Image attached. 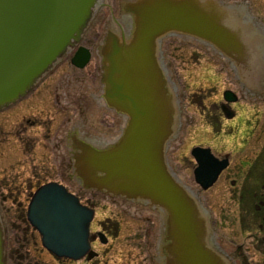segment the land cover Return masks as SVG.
<instances>
[{
    "label": "water",
    "instance_id": "water-1",
    "mask_svg": "<svg viewBox=\"0 0 264 264\" xmlns=\"http://www.w3.org/2000/svg\"><path fill=\"white\" fill-rule=\"evenodd\" d=\"M100 1L0 0V107L25 94L67 48L79 42ZM183 3L142 0L136 7L131 41L124 44L122 55L108 58L107 84L118 94L113 95V104L127 115L128 123L113 152L98 154L97 159L93 153L83 178L92 187L149 202L166 213V234L172 242L167 252L175 264H215L203 244L202 215L165 165L164 149L174 133L178 110L175 85L155 54L157 39L169 32L198 36L222 50L228 29L216 2L214 6L200 2L196 8ZM89 59V50L78 47L71 62L82 68ZM224 99L235 101L230 91ZM191 155L199 163L195 179L207 189L227 162L204 148H193ZM95 171L104 176L94 177ZM93 215L65 187L48 183L32 195L26 219L46 250L77 260L94 256L89 231ZM99 237L106 242L102 234ZM0 264H5L1 219Z\"/></svg>",
    "mask_w": 264,
    "mask_h": 264
},
{
    "label": "flooded vegetation",
    "instance_id": "flooded-vegetation-1",
    "mask_svg": "<svg viewBox=\"0 0 264 264\" xmlns=\"http://www.w3.org/2000/svg\"><path fill=\"white\" fill-rule=\"evenodd\" d=\"M141 1L121 0L117 7L114 5L109 7L112 25L110 29L98 30L92 35L90 47L95 45L97 61L88 74L81 77L69 75L64 72V66L68 65L72 70L77 71L84 70L89 66L91 48L81 45L80 42L90 29L95 16L82 34L79 43L67 48L63 55L35 81L25 94L15 102L0 107V210L3 211L5 223L14 224V221L8 217L13 208L21 211L22 213L18 215H21V219L28 223L26 212L31 197L41 186L48 183L62 185L77 196L81 204L94 212L89 226L90 248L94 256L89 258L86 254L77 260L59 258L41 245V252L45 251L56 264H88L94 260L97 261L102 256L94 250L95 244L106 246L109 237L111 235L116 237L120 231L119 223L112 219L100 221L98 229L94 228L98 222L97 220L95 223L96 208H105L106 206H115L120 212L137 216V219L142 222L149 221V225L145 226L142 231L145 247H147L144 252L145 256L141 257V260L136 264H175V261L171 259L172 254L167 252L169 245H172L170 239L167 238V230L166 233L162 232L161 228L160 232L159 229L155 230L158 225L154 221L155 217H152V212L157 211L158 215L156 216L162 220V212L158 207L149 202L114 195L106 190L92 187L83 178L86 164L89 159L93 158V153L97 159L98 154L113 152L119 145L128 123L127 115L113 104L114 91L107 84L108 73L111 70L108 58L122 55L125 49L124 44H129L131 41L137 25L135 9L141 5ZM208 1L213 6L216 2L223 9L219 11L222 13L221 17L226 18V25L230 24L228 21L230 14L244 11L232 3H227L226 0H185V3L189 2L191 3L189 5L198 7L200 2L207 3ZM245 1L249 3L247 7H252L254 0ZM116 14L117 17H115ZM193 14L195 15V11ZM248 28L252 30L251 27ZM252 33L253 37L257 38V44L253 48L258 54L255 58L248 59L249 66L246 62L245 48L239 47V54L234 56H229L223 51L218 54L222 61L223 55H225L232 62L239 63V67L243 63L246 66L244 70L239 69L238 91L229 87L223 89L219 101H214L206 106V110L210 109L211 112L205 123L211 128L218 129L215 130L218 134L223 131L228 136L238 133L240 135L241 180L238 185L236 182L231 185L238 191L237 204L242 216L241 222H245L248 228L256 227L257 234H259L264 232V55L262 57L260 53L262 48L264 54V31L261 30L258 33L252 30ZM172 41L179 45H191L197 48L208 46L211 50L217 47L192 34L166 33L157 39V53L155 54L157 62L162 68H165V65L168 64V57H171L169 49H171L170 42ZM80 46L90 51V59L82 68L71 62ZM222 48L232 50L235 46L234 43L227 41L226 47ZM227 90L232 92L235 101L230 102L224 99V92ZM205 148H209L218 160L227 162L226 167L218 174V179L222 172L231 167L232 156L215 152L211 146ZM194 163L196 165L193 170L195 180V171L199 168V163L195 160ZM93 176L103 177L104 174L95 171ZM196 184L203 191L212 187L203 189L199 182ZM7 202H10L11 205L7 206ZM199 206L203 207L201 203ZM140 208L146 210L149 216L140 214ZM203 209L210 221L207 210L204 207ZM228 224L235 226L236 223ZM161 225H163L162 222ZM33 232L39 236L41 244V236L34 229ZM100 234L106 239L105 243L101 242ZM215 237L216 234L212 232L208 238L211 240L209 248L212 249L214 245L216 253L220 254L226 263L237 264L233 262L229 254L223 253L222 246ZM255 239H257V243L260 242L261 247H264V235L260 238L257 235ZM25 241L28 242L27 239ZM32 241L35 243L34 239ZM241 249L242 247H236L232 250L240 259L239 264H246ZM39 253L28 250L23 253L16 251L10 255L11 259L9 258V260L11 264H54L42 260Z\"/></svg>",
    "mask_w": 264,
    "mask_h": 264
},
{
    "label": "rangeland",
    "instance_id": "rangeland-1",
    "mask_svg": "<svg viewBox=\"0 0 264 264\" xmlns=\"http://www.w3.org/2000/svg\"><path fill=\"white\" fill-rule=\"evenodd\" d=\"M120 1L103 0L101 2V5L96 8L95 18L91 23L90 29L80 42L81 45L91 48L92 35L98 30L104 31L111 28V11L109 7H112V5L117 7ZM226 2L244 10L229 15V26L225 23V26L228 27V37L224 40L226 44L227 41L234 44L237 42L234 45L235 48L240 46L238 45L242 43L240 40H244L243 32L248 27L258 33L261 30L264 31V0H254L250 8L247 7L249 3L245 0H226ZM115 17H117V14ZM237 25L239 26L238 28ZM237 32L242 34L241 36H236L239 39L235 40V37L231 35ZM170 45L169 53L171 57H168V64L165 63V68L177 88L176 94L179 108L177 106L178 116L176 117L174 133L167 141L164 149L166 168L173 173L171 176L175 183L184 189L187 198L194 202V205L202 215L205 225L203 244L215 264L228 263L220 254L216 253L214 245L212 249L209 248L211 240H208V238L212 232L216 234L215 238L220 242L223 253L229 254L233 262L239 264L240 259L236 257V253L232 249L242 247L243 260L246 264H264V247H261L260 242L257 243V239H255L257 235L258 238L262 237L264 232L257 234L256 227L251 226L248 228L245 222H241L242 216L237 204L238 191L231 185L233 182L238 185L241 180V167H239V161L242 157L240 135L238 133L228 136L223 131L218 134L215 131L218 129L211 128L205 123L211 112L210 109L206 110V106L214 101H219L220 93L223 89L229 87L237 90L239 88V63L232 62L225 55L222 58L223 62L218 55L222 51L217 47L211 50L208 46H205L207 48L204 46L197 48L191 45H179L174 41L170 42ZM94 47L95 45L90 49L91 62L87 68L77 71L72 70L67 65L64 66V72L77 77L88 74L97 61ZM180 121L182 122L180 123ZM222 129L224 128L222 127ZM198 145L202 147L211 146L215 152L232 156L231 167L222 172L215 184L205 191L200 189L193 176V170L196 165L190 152ZM199 202L207 210L210 221L205 215L203 207L199 206ZM6 205L9 206L11 204L7 202ZM96 212L95 223L97 220L98 222L94 228L98 229L100 221L112 219L119 223L120 231L116 237L114 235L109 237V242L106 246L95 244L94 250L102 256L97 261L94 260L88 264H136L137 261H140L141 257L145 256L144 252L147 249L142 231L145 226L149 225V221L142 222L137 219V216L134 217L130 213H124L123 211L120 212L115 206L97 207ZM136 212L139 211L136 210ZM21 213V211L13 208L8 217L11 221H14V224H7L4 221L3 211L0 210L5 233L6 264H11L10 255H13L16 251L23 253L27 250L40 252L42 260L54 263L45 251L44 253L41 252L42 247L39 236L34 234L29 224L21 219L22 216L18 215ZM139 213L143 216H149L143 208H140ZM157 213V211L152 212V217H155L154 221L158 225L155 230L159 229L160 232L161 228V231L166 233L167 227L165 223L167 215L162 212V220H160L159 216H156L158 215ZM161 222L163 225L160 226ZM228 223L236 224L234 226ZM205 237H207L206 240ZM252 237L255 238L252 239ZM33 239L35 243L32 241Z\"/></svg>",
    "mask_w": 264,
    "mask_h": 264
},
{
    "label": "bare ground",
    "instance_id": "bare-ground-1",
    "mask_svg": "<svg viewBox=\"0 0 264 264\" xmlns=\"http://www.w3.org/2000/svg\"><path fill=\"white\" fill-rule=\"evenodd\" d=\"M229 26V25H228ZM239 26L237 25V28H238ZM227 29H228V27H227ZM235 32V31H234ZM241 34L242 33H240V32H237V33H232V36H234L235 37V40H238L239 38H237L236 36H241ZM243 36H244V40L243 39H241L240 41L242 42L241 44H238V45H240V46H238V47H236V48H234V49H227V48H222V50H223V52L224 53H226L227 55H229V56H234V55H237V54H239V52H238V50H239V47H242V48H245L246 50V54H247V64H248V66L250 65L249 63H248V59H250V58H255L256 56H257V52L254 50V46L257 44V38L256 37H253L254 35H253V33H252V30L250 29V28H248L245 32H243ZM237 44V42L234 44V45H236ZM227 45V44H226ZM226 45H224V47H226ZM248 49H249V51H248ZM260 53H261V56L263 57V49L261 48V50H260ZM251 62V61H250ZM246 65H244V63H243V65L242 66H240V69L242 68L243 70H244V67H245ZM248 66H247V68H248ZM238 69V68H237ZM171 135V134H170ZM160 147V146H159Z\"/></svg>",
    "mask_w": 264,
    "mask_h": 264
}]
</instances>
